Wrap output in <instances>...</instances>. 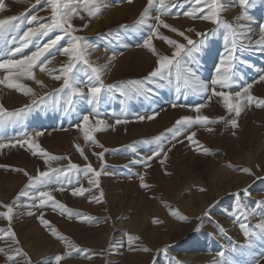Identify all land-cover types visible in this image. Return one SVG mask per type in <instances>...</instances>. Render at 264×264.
<instances>
[{"label":"rangeland","instance_id":"1","mask_svg":"<svg viewBox=\"0 0 264 264\" xmlns=\"http://www.w3.org/2000/svg\"><path fill=\"white\" fill-rule=\"evenodd\" d=\"M222 2V19L245 24L247 30H250V35L244 39L245 44L249 41L254 43L264 36L260 29V25L264 24V0H253L252 7L248 9L251 20L236 19L242 10L233 0ZM0 3L5 5L0 9V19L18 15L30 8L24 0H0ZM31 3L35 4V0H31ZM105 3L107 7L96 17L90 18L81 11L79 17L73 18L72 23L77 28L75 35L85 37L88 43L93 42L92 45H97L94 41L105 31L110 30L119 36L117 41L107 38L104 43L99 44V48L89 49L90 60L104 66L102 79L105 85L142 80L151 71L146 67L151 64L154 68L158 59L157 55L142 46L143 39L149 35V29L146 26L138 29L120 26L134 25L147 0H133L131 4L127 0H105ZM192 3L193 0H179L178 7L161 19L185 31L193 39L197 37L194 33L187 32V29L208 31L204 46L191 64L197 78L209 85L208 93L197 94L183 87L177 93L174 86L156 88L153 85V92L147 98L138 96L125 99L118 93L106 95L98 107V115L92 113L86 100L77 98L72 109L65 111L63 100L56 104L50 99L47 106L34 108L19 123L0 125V142H7L25 132L34 136L39 131L42 135L35 137L36 143L47 152L70 157L71 162L81 168L91 164L100 172L98 188L89 185V177L81 172L73 174L71 185L67 179L64 180L63 191L57 190L59 185L56 184L47 189L56 201L68 209L95 218L92 222H87L75 216L61 214L58 208L53 210L51 205L40 208L36 206L38 202L26 197L16 199L27 184V177L15 169H24L35 176L48 166L66 167L69 163L67 159L49 161L46 166L44 158L33 155L27 145L24 148L17 146L0 149V205L13 204L15 201L10 222L3 215L7 209L0 207V230H3L0 231V248L6 249V252H0V264H26L27 259L32 264H55L54 258L58 254L64 257L61 264H175L176 260L181 264H219L218 253L221 251L226 253V258L232 264H256L257 261L258 264H264V239L254 241L250 254H241L239 246L245 242V238L233 215L238 199L233 194L247 188L249 194L245 196L241 192L239 199L249 209H255L256 214L243 222L254 226L264 218V208H259L256 204V201L264 200V147L260 146L261 140H264V108H258L254 103L246 104L238 118L239 126L235 129L224 121L206 126L193 125L179 137V142L171 141V137H168L164 142L167 157H154L147 168L142 163H133L157 150L155 144H144L141 141L150 140L165 132L181 116H196V104H205L199 114L211 119L224 117L228 120L235 116V113H229L223 107L221 98L212 96L211 100L208 99L211 95V79L225 51L223 30L212 31L216 26L210 22L185 17L183 12ZM33 14L45 18L51 15L46 0H41L40 4L28 12V15ZM150 14L154 18L157 12L153 8ZM44 22L50 21L45 19ZM149 23L155 24L156 21L151 19ZM28 26L25 21L22 28L26 30ZM159 33L186 43L182 37L162 26H159ZM61 34L59 30L49 33L41 44ZM68 39L65 36L58 47H65ZM153 45L160 55H171L173 51L170 45L156 35H153ZM15 46L17 45L12 43H0V58H8L6 52ZM35 47V43L30 44L23 50V54L29 55ZM100 48L102 52H98ZM235 55L237 81L224 90L234 93L244 84L251 83L252 94L258 99H264V82L259 80V76L264 74V52L255 48L245 50L238 47ZM49 60L60 67L67 58L54 52ZM140 69H146L147 73H135ZM118 71L124 74L114 77ZM55 74L59 73H53ZM88 74L89 70L83 64L78 65L77 79L85 91ZM4 75V70L0 69V79ZM21 82L31 87L37 95L52 92L62 83L58 81L55 86L42 87L34 80L22 79ZM216 90L222 89L217 86ZM30 99L31 97L0 84V104L7 109L22 107ZM173 102L178 106L172 107ZM169 108L177 111L175 118L156 132L149 130L155 125V119L136 120L137 115H151L154 111L160 113ZM86 114L90 115L92 125H95L96 119H100L112 126L94 133L95 139L103 147L84 141L83 133L77 125L82 123L83 115ZM117 118L126 119L127 123L116 124ZM209 128L212 131H208ZM190 132L196 133L195 139L209 148L210 154L198 151V146L186 139ZM76 144L82 147L87 160L76 151ZM99 152H104L102 160L95 155ZM229 164L236 167H228ZM244 167L251 168L254 175L239 170ZM141 175L144 176V182L150 185L149 188L141 187ZM80 186L88 191L81 196H73L72 188ZM164 202L187 219L181 220L170 215ZM41 212L44 219L50 222L48 227L38 219ZM236 215L240 213L236 212ZM154 220L161 223H154ZM51 228H55L84 251L65 255V243L51 235ZM8 229L15 233L18 245L13 239L4 236ZM126 234L140 239L129 245ZM141 246L151 248L152 252L132 250ZM165 246L167 252L157 251ZM16 247L22 248L27 253V258L18 256L8 261L7 254H14ZM32 247L46 251L35 255ZM233 247L237 251H231Z\"/></svg>","mask_w":264,"mask_h":264},{"label":"snow or ice","instance_id":"2","mask_svg":"<svg viewBox=\"0 0 264 264\" xmlns=\"http://www.w3.org/2000/svg\"><path fill=\"white\" fill-rule=\"evenodd\" d=\"M25 3L30 5L29 9L20 12L18 15L7 16L0 19V43L3 44H16L17 46L11 47L7 52L8 58H0V69H3L5 75L0 79V84L6 85L8 88L15 89L21 92L23 95L31 97L28 103L22 107L14 110H9L0 104V125H6L9 123H19L27 115L28 112L34 108L47 106L50 99L56 104H60L63 100L65 111L72 109L74 102L77 98L86 100L88 105L91 106L92 113L98 115V107L104 100L105 96H110L113 93H118L125 99H131L133 97L144 96L149 97L153 92V85L156 88H163L165 86H174L175 91L179 93L181 87L186 90H191L197 94L208 93L209 85L200 81L195 70L191 67V64L195 62L196 54L201 50L205 43V37L208 35V31L199 32L195 29L189 28L186 31L194 33L197 39H193L192 36L187 35L185 31H181L177 27L165 23L162 16L169 15L174 9L178 7L179 0H147L146 6L139 13V18L135 21L134 25H121V28L131 27L138 29L147 27L149 29V35L143 39V47L149 50L153 55H157L156 66L148 72V74L142 80H133L122 82L119 84H107L105 85L102 77L104 72V66H100L92 62L89 58V49H94L96 46L87 42L83 36L75 35L77 28L72 23L74 17H79L81 11L87 14L88 17H96L104 8L107 7L105 0H46L47 5L50 8L51 15L47 18L39 15H28L31 9H34L37 4L41 3V0H35V4L31 3V0H24ZM129 4L133 0H127ZM234 4H238L242 10L241 15L237 17V20H251L248 15V9L252 7L253 0H233ZM5 7L0 3V9ZM155 9L157 15L153 18L150 14L151 9ZM224 11V5L222 0H193L192 6L187 11L183 12L185 17H189L193 20L199 19L202 21H208L215 25L216 28L212 31L221 29L224 33L225 51L221 55L218 64L216 65L215 74L211 79V95L208 97L211 100L212 96L219 97L222 100L223 107L229 113H235V116L231 119L225 120L224 117H217L211 119L207 115L199 114L205 104H196L194 111L196 116L184 115L179 117L174 124L167 128L165 132L160 133L157 136L152 137L150 140L141 141L144 144H155L157 150L152 151L151 155L145 156L133 163H142L144 167H149V161L154 157L159 158L161 155L167 157V152L164 151V142L171 137V141L179 142V137L193 125H208L215 124L220 121H224L230 125L233 129L237 128L238 118L240 117L244 106L255 104L258 108H264V99H258L255 97L251 89L253 85L251 83L244 84L239 91L230 92L224 89H229L237 81L236 73V51L239 48L245 50L255 48L258 51L264 52V36L256 40L254 43L249 41L248 44L244 43V39L250 35V30H247L245 24H235L230 21L222 19L221 13ZM180 13H177L179 15ZM45 19L50 22H44ZM154 19L155 24L149 23V20ZM25 21L29 25L26 30L22 28ZM37 25L35 27L31 25ZM159 26L169 29L171 32L176 33L182 37L186 43H182L177 39H170L168 36L160 35ZM87 27V25H85ZM261 32L264 33V24L260 25ZM59 30L62 34L55 35L53 39L47 40L46 43H42L43 38L47 37L49 33ZM153 35L159 36L160 39L165 41L173 49L171 55H160L157 53L153 45ZM69 37L68 43L65 47H58L60 42ZM11 37V40H9ZM18 38V39H17ZM35 43V50L29 55H24L23 50L30 44ZM54 52H58L60 55L67 58V61L63 63L58 69L49 68L47 65L50 63L49 58L53 56ZM19 56V58H16ZM83 64L86 69L89 70L87 90L80 86V82L77 79L78 65ZM250 66V65H249ZM38 68L41 72L48 73L52 79L56 81H62L58 88L52 90V92H45L43 95H37L31 87L22 83V79L35 80L38 85L43 87V82L36 79L34 75V69ZM58 72L59 74L53 75ZM259 80L264 82V74L259 76ZM217 86L222 89L217 91ZM66 97V99H65ZM178 105L173 102L172 107ZM159 113L153 112L151 115H137L138 121H144L145 119L151 121L158 116ZM116 124L127 123L126 119L117 118ZM78 129L83 133V139L85 142L99 145V142L95 139L94 133L104 130L105 127H112L107 125L105 121L96 119L95 125L90 124V115H83L82 123L77 125ZM208 131H212L211 128ZM235 134V133H233ZM42 133L37 131L34 136L28 133H21L15 138L9 139L7 142H0V149L6 147L24 148L26 145L32 150L33 155H39L44 158V164L49 165V161H58L67 159L69 163L66 167H51L48 166L44 171H38L35 176L30 175L24 169H15L16 171L23 172L27 177V184L18 193L17 200L20 197H26L34 202H38L36 206L44 208L51 205L53 210L57 208L61 214H67L69 217L75 216L80 220L92 222L95 218L92 216H86L81 212H73L68 209L64 204L56 201L51 193L47 190L51 185H59L57 190H64V180L69 181V185L72 183L73 174H79L83 172L88 176V184L92 187H99L98 177L100 172L92 167L91 164H87L84 168H81L76 163L71 162L70 157L57 156L47 152L40 147L35 140V137L41 136ZM196 133L190 132L186 139L193 145L198 146V151H202L204 154H210V149L204 147L198 140L195 139ZM76 151L80 156L87 160L82 147L79 144L74 145ZM131 147V146H129ZM101 160L103 159L104 152L95 153ZM163 163V161H161ZM103 167V165H101ZM228 167L235 168V165L229 164ZM259 167V166H257ZM240 171L249 175H254L251 168L244 167L239 169ZM141 187L149 188L150 185L144 182V176H140ZM45 189V190H41ZM203 190V189H201ZM88 189L83 186L73 187L72 195L81 196ZM241 192L246 196L249 194L247 188L237 191L233 195L238 199L235 203V212L233 215L236 218V222L239 225L245 242L239 246L241 254H250L252 246L255 240L264 239V218H262L257 224L250 225L243 222L256 214L255 209H249L247 205L241 202L239 199ZM102 195V194H101ZM15 201L13 202V204ZM169 208V213L181 220H186L187 217L180 215L179 211L173 209L167 202H164ZM13 204L0 205L7 209L3 213L4 217L12 220L11 213L13 211ZM257 207L264 208V200L256 201ZM239 212L240 215H236ZM31 214V213H29ZM41 224L48 227L50 222L44 219V214L41 212L38 217ZM154 223H161V221H153ZM3 231V230H0ZM51 235L65 243L66 253L70 256L73 252L84 251L80 249L78 245L71 242L67 237L57 232L55 228H51ZM127 235V234H126ZM4 236L11 238L18 245L19 241L15 240V233L8 229L4 232ZM129 245H132L134 241H138V236L127 235ZM133 251L140 250L145 253L152 252L151 248L141 246L138 249L132 248ZM158 252H167V246L162 249H157ZM231 251H237L236 247H233ZM0 252H6L5 248H0ZM18 256L27 258V253L22 248L16 247L14 254L8 253L7 260L12 261ZM220 257L219 264H232L230 260L226 258V253L221 251L218 253ZM62 255H56L54 258L55 264H61L63 260ZM26 264H32L30 259L26 260ZM175 264H181L179 260H176ZM215 264V262H214ZM258 264V261L256 262Z\"/></svg>","mask_w":264,"mask_h":264},{"label":"bare ground","instance_id":"3","mask_svg":"<svg viewBox=\"0 0 264 264\" xmlns=\"http://www.w3.org/2000/svg\"><path fill=\"white\" fill-rule=\"evenodd\" d=\"M118 16V15H117ZM120 18V17H119ZM106 25V24H105ZM109 25H111V23L110 24H108L107 26H109ZM105 27V26H104ZM107 28V27H106ZM107 38H110V39H112L113 40V42L114 41H117V40H119V36H117L116 34H114L113 32H111L110 30H108V31H105V33H102L101 35H100V37H99V39H97V40H95L94 42L95 43H97V45H95L96 47L94 48V50L96 49V48H99V44H102V43H104V40H106ZM90 44V43H89ZM93 44V42L91 43V45ZM94 50H93V52H94ZM92 51H91V53H93ZM98 52H102V50H101V48L98 50ZM90 53V54H91ZM169 54V53H168ZM170 55V54H169ZM91 56V55H90ZM60 65V64H59ZM150 66L149 67H146V69L147 70H149V69H151L152 70V66H151V64H149ZM47 67H49V68H55V69H58V65L57 64H55L54 62H51L50 61V63L47 65ZM150 67H152V68H150ZM146 69H145V71L144 70H142V69H140V70H138L137 72H135V73H142V74H144L145 72L147 73V71H146ZM58 73V72H57ZM124 73L123 72H120V71H118V72H116V74H114V77L115 76H119V75H123ZM130 74H132V73H130ZM34 75H35V77L36 78H39L40 79V81H42L43 82V85H46V86H48V87H52V86H55V85H57V83H58V81H56V80H54V79H52V77H51V75H49L48 73H45V72H41L38 68L34 71ZM137 75V74H136ZM139 75V74H138ZM110 79V78H109ZM111 80V79H110ZM35 81V80H34ZM41 87V86H40ZM162 96H164V95H161V97ZM161 99V98H160ZM102 107H103V105H101ZM174 109L172 108H169V109H166L165 111H161L160 113H159V115L158 116H156V118H155V125H152V127L149 129L151 132H156V131H158V130H160V129H162L164 126H166V123H170L174 118H175V113L177 112V111H173ZM137 120V119H136ZM261 144H260V146L262 147H264V140H261V142H260ZM247 157H249L248 156V154H247ZM221 167H223V166H221ZM220 167V168H221ZM225 168V167H224ZM222 169V168H221ZM226 172V171H225ZM216 178V177H215ZM223 221V220H222ZM223 223V222H222ZM32 249V251L34 252V254L35 255H37V254H44L45 253V249H37V248H34V247H32L31 248ZM192 257V256H191ZM195 258V257H194Z\"/></svg>","mask_w":264,"mask_h":264}]
</instances>
